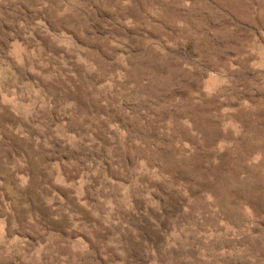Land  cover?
I'll list each match as a JSON object with an SVG mask.
<instances>
[{"label":"rangeland","instance_id":"1","mask_svg":"<svg viewBox=\"0 0 264 264\" xmlns=\"http://www.w3.org/2000/svg\"><path fill=\"white\" fill-rule=\"evenodd\" d=\"M0 264H264V0H0Z\"/></svg>","mask_w":264,"mask_h":264}]
</instances>
